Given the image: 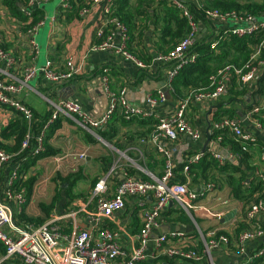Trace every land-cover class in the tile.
I'll use <instances>...</instances> for the list:
<instances>
[{"label":"built area","instance_id":"obj_1","mask_svg":"<svg viewBox=\"0 0 264 264\" xmlns=\"http://www.w3.org/2000/svg\"><path fill=\"white\" fill-rule=\"evenodd\" d=\"M47 1L49 0H28L25 14L29 16V9L41 8ZM117 1L90 0L89 7H84L81 10L80 14L86 15L94 6L104 5L106 25L97 30L96 34L100 41L92 46L91 51H112L123 59L131 61L139 69L150 70V72L157 64H169L165 86L155 87L146 93V106H133L129 101L127 87L114 90L111 86L110 74L108 70H105L101 76V84L108 98V104L100 116L91 115L84 110L79 102L64 98L58 104H54L52 116L39 134L31 131L34 111L22 101L20 93L31 80L40 75L52 83H62L79 73L81 67L74 64L73 58L67 61L63 69H57L48 59L42 66L33 61L24 67L21 78L16 81L11 72L16 65V58L3 47V36L0 31V105L8 106L15 109L17 113H22L30 125L19 151L10 152L0 146V172L4 165H12L5 191L7 202H0V242L5 248V258L19 259L23 264H153L152 259L158 263L164 259H175L180 264H197L202 261L213 264L214 251L235 248L237 254L244 259L243 261L256 260L264 254V245L250 252L248 244L259 240L264 235V228L259 223V217L264 213V196L255 198L248 204L242 220L246 224V228L239 233L219 232L217 235L204 236L199 229L201 239L198 245H195L181 231L163 232L154 240L152 234L155 229H161L167 221L168 209L172 202L176 203L180 209L191 213L198 198L216 188V183L212 181L206 182L205 186L200 187L198 191L193 190L189 185V168L201 161L205 151L198 152L187 159V164L184 167L186 182H176L175 164L171 151L165 147L164 141L175 142L183 136H188L195 141L200 140L203 134L189 120L187 115L189 107L193 104L203 105L208 101H217L225 93H229L233 83H236L239 89L257 83L264 72V12L259 15L235 10L224 12L207 9L203 0H163L181 10L188 21L189 28L175 47L166 53H158L153 61L147 63L128 48L129 29L113 15ZM194 4L204 12L206 20L226 25V28L220 29L213 35L212 48H215L222 39L232 35L253 36L260 34V41L254 46V52L245 65L240 67L226 65L218 69L217 73L211 76L208 86L193 90L181 98L175 113L163 115L156 110L159 105L167 101L169 92L173 91L172 80L183 67L195 63L199 56L195 50L198 42L199 23L197 17L190 10ZM60 7L62 12L70 10V1L61 0ZM45 21L46 17L27 30L31 36V46L35 56L40 50L34 37L38 30L44 26ZM260 104L253 110H249L251 115L264 109V98ZM117 113L127 120L134 117H154L158 120L148 141L164 157L163 174L155 176L150 171L142 169L149 177V179H144L131 175L126 167L123 170V180L112 190L109 184L112 169L99 179L93 188L92 194L96 204L92 211H88L89 226H81L76 221V212H71L67 217L63 216V218L73 220L71 233H67L64 227L58 223L62 220L61 217L50 219L39 226L27 225L25 229L18 228L14 224V212L9 202H14L20 207L26 203V187L20 181H24L27 174L21 175L20 173L26 157H20L17 160L15 158L19 157L23 151L31 149L32 143H34L32 155H40L46 149L47 130L61 114L73 118L82 129L94 132L107 127ZM252 118L256 127L264 130L262 124L253 116ZM211 130L230 133L236 141L241 143L243 150H248L250 146L258 143V138L244 129L243 120L239 116L223 117L214 121ZM97 134L96 137L103 140ZM223 137L222 133L216 139L213 138L212 144H221ZM211 153L220 165H224L228 160L219 153L212 151ZM231 156L235 159L237 157L234 154ZM85 157L86 153L79 154L80 159H85ZM56 160L59 162L61 158L58 157ZM129 160L134 165V161L130 158ZM261 160L264 161V150L261 152ZM256 176L261 177L264 181V172L257 170ZM150 195L154 198L152 204L147 201ZM130 200L133 201V214L140 220V228L132 234L131 245L126 247L121 242V228H111L108 224L109 221H114L118 213L126 209ZM152 240L154 245L150 253ZM175 240L180 244H174Z\"/></svg>","mask_w":264,"mask_h":264},{"label":"crops","instance_id":"obj_2","mask_svg":"<svg viewBox=\"0 0 264 264\" xmlns=\"http://www.w3.org/2000/svg\"><path fill=\"white\" fill-rule=\"evenodd\" d=\"M60 1L61 0H49L41 7L44 10L46 21L44 26L38 30V33L34 37L40 50L38 55L35 56L27 26L23 24V21L10 13L0 0V31L3 36V47L16 58V65L11 70L16 81L21 78L24 67L28 66L33 61L37 65L42 66L48 59L53 62L57 69H63L67 61L73 58L74 64L77 67H81L79 73L74 75L70 80L62 83H52L43 75L36 77L31 80L28 86L20 93L22 101L34 111L35 115H45L49 112L53 113L54 104H58L61 99L69 98L79 102L89 114L100 116L106 110L108 104V98L102 89L101 76L104 74L105 70H108L111 78V86L114 90L127 87L130 103L138 107L146 106V93H143L144 83L165 81L167 69H169V67L162 70L161 76L150 75L142 77L141 73L144 70L139 69L131 61L123 59V57L116 55L112 51L92 52V46L100 41L96 34L97 30L106 25L104 5L94 6L86 15H81L78 19L67 21L64 14L65 12L61 11ZM131 3L134 7L140 6L141 10L149 9L148 13L140 15L132 29L133 34L132 37L131 35L130 37L131 49L133 51L131 50V52L135 53L142 60L153 61L160 52L158 51L159 34L152 22L153 18L150 15V7L145 3H141L140 0H132ZM198 23V41L205 39L209 35L213 36L216 32H219L220 29L226 28L224 24L206 19H198ZM158 69L159 67L157 64L151 72L158 75ZM148 71L150 72V70ZM256 90L257 86L255 82L249 85L247 93L244 95L245 100L243 101H230V94L225 93L215 102L208 101L203 105H191L187 111L188 118L192 124L202 132L203 136L197 141L192 140L188 136H183L180 140L175 142L164 141L165 147L171 151L175 169L178 170L189 157L194 156L198 152H203L208 140L209 144L206 148V152L213 155L210 147L213 142V139L210 138V135L213 134L211 125L214 122V113L220 108L217 107L219 105H221L222 110L228 108L236 109L239 117L243 120L244 129L264 143V130L256 127L248 108L249 102L247 98L251 99L252 96L254 98ZM256 97L257 101L262 103L263 97L260 98L259 95H256ZM181 98L182 97L174 99L168 95L167 101L159 105L156 111L163 115L175 113ZM17 116L18 113L15 109L0 105V138H3L2 143L6 147H12L14 139L12 137H2V130L11 123L12 120L16 119ZM58 118L61 119L59 120L60 126L50 134L51 131L49 132V130H52ZM58 118L50 126L46 134L47 138L49 137L47 139V144L51 146L52 149H57V154L40 159L36 166L30 169L29 175H38V180L34 185L31 197L29 199L27 198L26 203L20 207L14 202H9L14 212V224L18 228L25 229L27 225L39 226L35 225V223L33 224V222L24 221L21 218V214L24 213L29 217H43L44 212L40 207L41 202L39 203L41 211L35 208V203L38 197L41 198L42 196L47 198L43 195V190H45L44 185L46 186L45 180H47V178L45 179L42 175L40 176L38 170L46 166L49 162H54L55 169H60L59 173L62 176H67L71 173H81V177L71 189L74 199L67 205L66 201L63 199L61 200L60 196V201L55 202L54 207L49 213L50 217L45 221L47 222L50 219L61 217L62 220L58 223L64 227L67 233H71L73 229V220L66 218L71 212L77 213L76 221L81 226L87 227L90 225L87 217L88 211H92L96 204L92 194L96 184H94V181L98 179L96 181L98 182L99 179L107 175L112 169L113 171L109 179L112 190L123 180V170L128 166L134 167L137 172H140L134 175L140 178H143L142 174H146L142 169L150 171L155 176L163 174L164 157H162L153 144L149 143V137H139L135 134L137 131V126L135 124L130 127L120 128L118 134L113 137L112 142L109 143L102 137L103 140L96 137L98 130L90 132L98 141V143H90L86 140V130L82 129L73 118L65 114H61ZM108 145L115 147L120 153L121 151L127 153L128 157L134 161V165L127 161L120 162L121 154L112 151V149H108ZM116 145L119 146L120 149L117 148ZM221 146L232 154L228 147ZM252 150L251 161L252 164L255 165V169L253 172L250 171L248 173L251 180L257 178V170L264 172V161L261 160V152L264 150V147L257 143ZM80 153H86L85 159L79 158ZM118 154L119 156L116 159L115 157ZM58 157L61 158L59 162L56 160ZM109 158L110 161L106 163L103 161V159L109 160ZM11 171L12 165L6 164L0 172V202H7L5 191ZM177 173L180 175L182 174L183 177L185 176L184 171H177ZM216 176L218 178L216 181L212 180V178L207 180L198 173H192L189 176V185L193 190H200V187H204L206 182L212 181L216 183V188L199 197L194 204V209H192L191 213L188 212L191 215L192 212L199 213L202 218L207 216L210 217V219L205 222V228L203 227L204 231L196 221L197 217L192 215L194 224L197 226L196 231L194 229V224L188 222L187 218L189 217L185 210L180 209L176 203L172 202L168 209L167 221L161 229L154 230L152 239H156L161 233L165 232V225L171 227L170 231L175 230L183 232L185 236L195 243V245H198V242L200 243L199 240L201 238L199 229L204 236L210 234L217 235L219 232L235 234L236 230L237 233H239L242 229L238 230V225L240 222H243L244 212L248 205L241 200L233 198L229 187L222 180L223 176L219 173H217ZM176 182H179V180H176ZM65 184L67 185V183ZM56 185L57 183H55V186ZM58 190L59 188L57 189V193ZM57 193L50 194L51 202L53 199L56 200L57 197H59ZM147 201L152 204L154 202L153 196L150 195ZM65 215L66 217L63 218ZM259 223L264 228V213L259 217ZM243 225L246 227V224L243 223ZM108 226L111 228L120 227L122 232L121 242L126 247L131 245L130 237L140 228V220L133 214L132 200L128 202L123 212L115 216L114 221H109ZM153 240L150 245V253L154 245ZM174 244L179 245L180 243L175 240ZM263 245L264 235L259 240L250 242L248 244V251L252 252L261 248ZM223 250L224 249H220L213 252V264H237L244 260L237 254L235 248ZM5 257V248L0 242V264H23L19 259H9ZM151 261H154L153 264H180L179 261L175 259H164L161 260L160 263L153 259ZM197 264L210 263L208 261H202Z\"/></svg>","mask_w":264,"mask_h":264},{"label":"trees","instance_id":"obj_3","mask_svg":"<svg viewBox=\"0 0 264 264\" xmlns=\"http://www.w3.org/2000/svg\"><path fill=\"white\" fill-rule=\"evenodd\" d=\"M1 1V3L10 11V13L23 21V24L27 26V29L37 24L41 19L45 17L44 10L39 7L29 9L30 17L27 16L25 14V7H27L28 0ZM69 1L71 4V8L64 13L67 21L80 18L81 10L84 7H89L90 0ZM140 1L141 3H145L148 7H150V15L153 18L152 22L159 34L158 51L160 53L168 52L173 47H175L182 39V37L187 33L189 28L187 19L184 17L179 8L169 5L166 1ZM131 2L132 0H118L113 15L128 27V29L130 30V35L132 37V29L135 26L136 20L140 17V15L148 13L149 9L141 10L140 6L134 7ZM203 2L205 3V7L207 9H216L224 12L235 10L252 13L254 15H259L260 13L264 12V0H262L261 2H258L256 0H203ZM190 10L195 15V17H197V19H205L204 12L198 9L195 4L190 7ZM131 37L128 40V48L130 51L132 50ZM260 37V34L253 36L232 35L222 39L215 48H212L211 46V41L213 40V36L211 35L203 40L198 41L195 46V50L199 54L196 62L193 64H189L180 70L179 74L172 80L173 91H170L169 95L174 99H178L180 97L184 98L193 90L208 86L211 81V76L215 75L218 69L226 65H235L239 67L245 65L248 62L251 54L254 52V46L260 41ZM146 62L150 63L151 60ZM158 67V75H155L148 70H144L142 71L141 76H161L162 70L164 68H168L169 64L160 63L158 64ZM256 86L257 90L255 91L254 98L253 96L251 99L247 98V101L249 102V110H253L258 105H261L260 102L257 101L256 95H259L260 98H264V72L258 79ZM247 89L248 87L239 89L237 84L233 83L232 87L229 90V100H245L244 95L247 93ZM217 107L220 108H218L214 113V121L220 120L223 117L239 116L237 110L234 108L222 110L221 105ZM51 116L52 112H49L45 115H35L34 113V120L31 125L32 133L39 134L46 122L51 118ZM252 116L256 118L264 128V109H260L258 112L252 113ZM57 120L58 121L53 125L52 130H49V132L51 131L50 134H52V132L60 126L59 120L61 119L58 118ZM157 122L158 120L154 117H134L130 120H127L122 115L117 113L113 116L107 127L99 129L97 133L103 139L107 140L108 142H112V138L118 134L120 128L130 127L131 125L135 124L137 126V131L135 132V134H137L139 137H149L154 130ZM29 127L30 125L28 124L24 115L18 112L17 118L12 120L11 123L3 128L1 133L2 137H12L14 139L13 146H4V144L2 143L3 138H0V146L10 152L19 151ZM85 133L87 141H89L90 143H98L97 139L94 138V136L89 131H85ZM222 133L224 137L221 144L225 147H228L232 154L237 156L236 161L238 163L227 160L224 165H220L209 152L205 151L202 160L198 164L190 166V174L198 173L201 175V177L207 180H209V178H212V180L216 181L218 179L216 175L217 173H219L223 176L222 180L229 187L230 193L232 194L233 198L241 200L248 205L255 198L264 196V181L261 179V177H257L256 179L251 180L248 175L250 171L253 172V170L255 169V165L252 164L251 159L253 153L252 148L257 144L254 146H250L248 150H243L240 142L236 141L230 133L222 131H213V134L210 135V138L216 139L217 136ZM48 138L46 135V149L42 153H40V155H32L31 152L32 148L34 147V143H32L31 149L23 151L19 157L15 158L17 160L20 157H26L20 173L21 175L25 173L27 174V176L24 181L20 182H23L24 186L26 187V195L28 199L31 197L34 185L38 180V175H29L30 169L36 166L37 162L40 159L46 156H52L54 154H57L58 152L57 149H52L51 146L47 144ZM258 144L264 147V143L261 140H258ZM116 147L120 149L119 146L116 145ZM103 161L106 163L107 161H110V158L109 160L103 159ZM186 164L187 161L183 165H181L178 170L174 169L175 181L179 180L180 183L186 182L185 176L183 177L182 174L180 175L177 173V171H184V167ZM126 169L129 170L131 175L140 173L131 166H128ZM56 176V178L60 181L59 190L57 193L59 197H57L56 200L53 199V201L49 205H40L44 212L43 217H29L26 214L22 213L21 218L24 221L33 222V224L35 223V225H40L44 223L48 219V217H50L49 213L54 207L55 202L60 201V196L61 200L63 199L64 201H66L67 205L74 199V195L72 194L71 189L76 181L81 177V173H71L67 176H62L60 173H58ZM142 177L144 179H149L148 175L146 174H142ZM97 180L98 179L94 181V184ZM65 183H67L66 186L64 185ZM175 219L179 220L178 218ZM243 223L244 222L239 223L238 230L246 228ZM237 264H264V254L252 262L241 261Z\"/></svg>","mask_w":264,"mask_h":264},{"label":"rangeland","instance_id":"obj_4","mask_svg":"<svg viewBox=\"0 0 264 264\" xmlns=\"http://www.w3.org/2000/svg\"><path fill=\"white\" fill-rule=\"evenodd\" d=\"M256 1L261 2L262 0H256ZM108 146H109L108 149H112V151L117 152V153L119 152L117 149H115V147H113L111 145H108ZM103 147H104V145H103ZM119 154H121V156H120V162H126V161L127 162H130L127 153L121 151V153L119 152ZM119 154L115 157L116 159L118 158ZM38 171L40 172V176L42 175L43 178H45V179L47 178V180H45L46 186L44 185L45 190H43V193H44L43 195L45 197H47V198H44L42 196H41V198L38 197L37 200H36V203H35L36 204L35 205V208L37 210H40L39 203L41 202V204L49 205L50 202H51V200H50V196L51 195L50 194L51 193H57V189L59 188V182L60 181L56 178L57 177L56 175L59 173L60 169H55L54 162H51V163L49 162L46 166L42 167ZM55 183H57L56 186H55ZM43 184H44V181H43ZM41 194H42V192H41ZM185 212H186V214L189 217V218H187L188 222L194 224V221L192 219V215L194 217H197V220L196 221L198 222V224L201 227V229L204 231L203 227L205 228V222H207L208 219H210V217L207 216V217L202 218V217H200V214L199 213H193L192 212V215H191L187 211H185ZM194 229L197 231V226L195 224H194Z\"/></svg>","mask_w":264,"mask_h":264},{"label":"water","instance_id":"obj_5","mask_svg":"<svg viewBox=\"0 0 264 264\" xmlns=\"http://www.w3.org/2000/svg\"><path fill=\"white\" fill-rule=\"evenodd\" d=\"M165 86V81H160V82H155V81H151L150 83H144V91L143 93H147L148 91L152 90L155 87H164ZM209 144V140L206 142L205 147H204V151H206V148ZM211 150L213 152L219 153L223 156H225L228 160L234 161L235 163H238L236 161V159L234 157L231 156L230 152H228L226 149H224L220 144H211L210 145ZM66 186V184H65ZM165 232H169L171 227L168 225H165Z\"/></svg>","mask_w":264,"mask_h":264}]
</instances>
